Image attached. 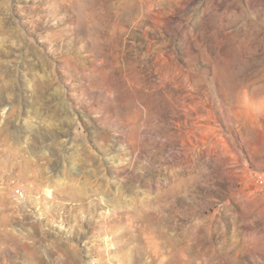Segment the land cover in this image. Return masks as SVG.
Segmentation results:
<instances>
[{
	"label": "rangeland",
	"instance_id": "1",
	"mask_svg": "<svg viewBox=\"0 0 264 264\" xmlns=\"http://www.w3.org/2000/svg\"><path fill=\"white\" fill-rule=\"evenodd\" d=\"M0 264H264V0H0Z\"/></svg>",
	"mask_w": 264,
	"mask_h": 264
},
{
	"label": "bare ground",
	"instance_id": "2",
	"mask_svg": "<svg viewBox=\"0 0 264 264\" xmlns=\"http://www.w3.org/2000/svg\"><path fill=\"white\" fill-rule=\"evenodd\" d=\"M46 192H47V194H50V189H47ZM105 219H107V218H105Z\"/></svg>",
	"mask_w": 264,
	"mask_h": 264
}]
</instances>
